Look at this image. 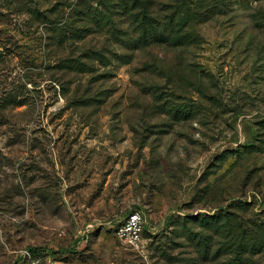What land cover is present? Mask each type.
Instances as JSON below:
<instances>
[{"label": "rangeland", "instance_id": "obj_1", "mask_svg": "<svg viewBox=\"0 0 264 264\" xmlns=\"http://www.w3.org/2000/svg\"><path fill=\"white\" fill-rule=\"evenodd\" d=\"M0 264H264V0H0Z\"/></svg>", "mask_w": 264, "mask_h": 264}, {"label": "built area", "instance_id": "obj_2", "mask_svg": "<svg viewBox=\"0 0 264 264\" xmlns=\"http://www.w3.org/2000/svg\"><path fill=\"white\" fill-rule=\"evenodd\" d=\"M146 217L140 210H135L118 225L116 232L120 238L132 244H138L142 239Z\"/></svg>", "mask_w": 264, "mask_h": 264}, {"label": "trees", "instance_id": "obj_3", "mask_svg": "<svg viewBox=\"0 0 264 264\" xmlns=\"http://www.w3.org/2000/svg\"><path fill=\"white\" fill-rule=\"evenodd\" d=\"M153 25V27H152ZM147 24H142L140 27H143L145 28V32L140 35L138 38H136V42H137V45L140 46V45H143V44H146L149 45L151 43H163V42H166V43H175L177 40L172 38L171 36H167L165 35L164 32H156L155 31V24L151 23V27L152 28H146ZM209 235V234H208ZM205 236L203 238V245H205L206 247H208L211 243V239L210 238L211 236ZM246 249V247L244 246V250ZM33 252H39V249H36L34 248L32 250Z\"/></svg>", "mask_w": 264, "mask_h": 264}]
</instances>
